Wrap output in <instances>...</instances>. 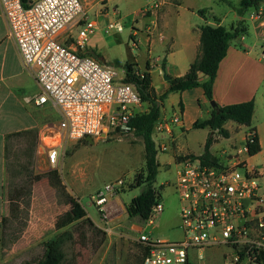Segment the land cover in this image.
Instances as JSON below:
<instances>
[{
    "label": "built area",
    "instance_id": "obj_1",
    "mask_svg": "<svg viewBox=\"0 0 264 264\" xmlns=\"http://www.w3.org/2000/svg\"><path fill=\"white\" fill-rule=\"evenodd\" d=\"M160 3L152 2L141 12L157 15ZM1 14L9 37L17 45L24 66L35 73L40 92L28 102L38 106L51 104L60 120L40 136L38 154L55 167L60 151L73 142L111 134L135 135L132 125L137 114L146 112L141 95L127 82V69L81 54V50L99 29L82 0H32L29 8L22 0H0ZM259 23L264 40V8L249 15ZM79 28L77 35L73 29ZM108 30L123 31L121 21H112ZM140 76L142 72H137ZM182 123L181 113L158 121L154 139L158 151L168 150L171 126ZM103 135H106L103 137ZM234 161L203 162L200 157L186 156L179 164L175 183L183 236L174 241L153 239L148 228L164 212L161 200L146 227L134 228L138 241L146 249L142 264H194L192 253L200 264H206L204 252L225 246L221 264H264V182L260 168L250 165L242 155L249 154L248 140ZM118 180L104 186L93 202L101 213L105 230L111 228L112 212L108 204L124 188ZM215 264V263H210Z\"/></svg>",
    "mask_w": 264,
    "mask_h": 264
},
{
    "label": "crops",
    "instance_id": "obj_2",
    "mask_svg": "<svg viewBox=\"0 0 264 264\" xmlns=\"http://www.w3.org/2000/svg\"><path fill=\"white\" fill-rule=\"evenodd\" d=\"M82 2L89 14L95 16L99 29L80 51L81 54L94 56L108 63L104 51L106 39L100 32L102 26L107 28L109 22L131 19L134 55L126 62L136 63L137 69L141 72L149 71L157 95L168 91L171 78L185 76L191 64L199 57L203 26H222L229 29L243 22L244 34L231 41L227 55L220 63L214 83L213 100L219 107L254 100L255 113L252 125H241L229 120L224 125L228 131L227 136L210 127L196 128V124H201L211 117L214 109L211 104L213 100L206 96L202 87L170 93L162 102L159 121L170 119L174 113H181L182 123L171 126L170 137L166 140L175 149L174 161H181L186 156L200 157L202 154L181 153L178 139L192 130L208 128L211 131H207L202 147L205 150L207 140L211 136L210 151L217 162L234 161L238 151L247 143L252 129H255L259 137L261 151L254 156L247 154L242 157L250 161L264 153V40L259 33L258 21L241 14L240 7L234 10L231 17L226 15L224 18H217L205 9L185 6L184 0H82ZM152 2L160 3L157 15L148 13L144 16L141 11ZM136 51L142 55L136 54ZM200 79L205 81L207 76L201 74ZM159 80L161 90L156 88ZM39 92L40 87L35 73L24 66L17 45L8 35L0 9V255L3 257L8 241L5 228L9 226L15 217V211L19 209L17 203L10 200L6 187L12 141L28 140L33 152L36 151L37 161L47 164L46 157L37 152L40 143L38 130L42 127L41 134L45 128L52 127L54 124L49 123H52L53 115H58L60 120V113L55 106L51 104L38 106L27 101V98H32ZM167 101L168 106L173 108V114L167 111L165 103ZM148 110L149 106L146 112ZM160 136V133L153 132L154 139ZM223 139L226 141L225 146L221 151H216V147ZM258 168L263 174L264 182V166ZM108 208L114 212H123V207L114 198L108 204Z\"/></svg>",
    "mask_w": 264,
    "mask_h": 264
},
{
    "label": "rangeland",
    "instance_id": "obj_3",
    "mask_svg": "<svg viewBox=\"0 0 264 264\" xmlns=\"http://www.w3.org/2000/svg\"><path fill=\"white\" fill-rule=\"evenodd\" d=\"M240 2L241 0H184V5L205 9L217 18H224L226 15L231 17L234 10L240 7ZM262 7L264 8V3ZM256 11L255 7H250L242 14L249 17ZM90 17L96 19L93 15ZM130 20L122 21L124 29L121 32L108 30L105 26H102L100 31L106 39L104 51L107 62L119 68L134 55L131 37L133 27ZM79 30L75 28L72 33L77 35ZM136 54L142 55L139 51ZM159 82L160 80L156 88L161 90ZM165 103L168 113L173 114V108L168 106L169 102ZM148 106L147 103L144 104L146 109ZM58 120V115H53L52 123L49 121V125L55 126ZM41 128L38 130L40 136L43 134H40ZM45 130L48 132V128ZM207 131L210 132L211 129H197L181 135L178 139L180 152L203 154L205 150L202 142ZM94 141L92 144L85 139L66 145L60 151L55 167L37 161L36 151L33 152L28 140L12 141L6 180L8 196L10 198L15 191L28 187H31V195L28 196L26 192L24 199L17 202L19 209L9 226L5 228L8 241L4 257L0 255V264H33L44 255L43 243L57 239L62 241L64 264H142L146 249L138 241V233L134 228L146 226L139 220L131 219L126 208L144 189L131 187L135 175L145 168L143 141L135 135L121 137L116 134ZM220 143L216 151H221L226 141L223 139ZM174 152L175 149L169 142L167 151H158L159 168L154 185L161 193L164 212L156 219L154 226L148 228V234L153 239L174 241L183 236L179 227L180 203L175 189L181 165L180 161H174ZM263 157L264 153L252 158L249 161L250 165L264 166ZM31 174L42 175L43 178L31 185L29 183ZM120 179L125 185L114 199L123 207V212L111 213L110 225L113 230L109 233L105 230L93 196L105 185ZM69 195L82 204L86 216L62 229H57L58 220L63 219L65 214L71 211V205L68 204ZM227 250L225 246L208 249L204 252L203 261L206 264H221L222 254ZM200 253L199 251L192 253L194 264H200L197 259Z\"/></svg>",
    "mask_w": 264,
    "mask_h": 264
},
{
    "label": "trees",
    "instance_id": "obj_4",
    "mask_svg": "<svg viewBox=\"0 0 264 264\" xmlns=\"http://www.w3.org/2000/svg\"><path fill=\"white\" fill-rule=\"evenodd\" d=\"M22 3L24 7L29 8L32 0H22ZM263 3L264 0H241L239 12L242 14L244 10L250 7L257 9ZM201 30V53L199 57L191 64L185 76L170 79V87L162 95L156 94L152 86L151 74L148 70L142 72L140 76L137 74L139 70L136 63L126 62L123 65L127 69L126 81L135 84L142 101L149 105L147 112L137 114L132 121V125L136 128L135 136L141 138L144 144L145 168L141 173L135 175L134 183L131 185L132 188L144 187L141 194L134 197L126 208L127 214L131 219H138L144 223L152 217L154 206L161 200V193L154 185L158 174L159 162L153 132L155 125L161 118L162 102L172 92H183L196 87H202L206 96L213 100L214 83L219 72L220 63L226 57L231 41L245 32L243 22H240L237 27L229 29L222 26L205 25ZM201 74L207 76V80L201 81ZM254 113V100L223 107L217 106L213 109L211 117L207 121L196 124L195 127H210L212 130H218L222 135L227 136L228 131L224 128L227 121L232 120L241 125L251 126ZM251 133H254V135L248 140V149L249 155L254 156L261 151V145L255 129H252ZM211 143L212 138L210 136L207 140L205 151L200 158L203 162L217 164V159L210 151ZM42 178V175L31 174L29 183L33 185L34 182L40 181ZM26 192L30 196L31 187L15 191L10 196V200L19 203L27 195L25 194ZM68 204L71 205V211L67 212L63 219L58 220L57 229H62L86 216L82 204L72 195L68 196ZM43 244L44 255L33 264H64L65 255L61 249L62 241L60 239L49 240Z\"/></svg>",
    "mask_w": 264,
    "mask_h": 264
},
{
    "label": "water",
    "instance_id": "obj_5",
    "mask_svg": "<svg viewBox=\"0 0 264 264\" xmlns=\"http://www.w3.org/2000/svg\"><path fill=\"white\" fill-rule=\"evenodd\" d=\"M167 79H169L168 77H167ZM211 104H212V106L214 107V108H216L218 105H217V103L213 100V101H211ZM106 135H103V137H105ZM86 140L88 141V142H90V143H94L95 141H94V139L92 138V137H87L86 138Z\"/></svg>",
    "mask_w": 264,
    "mask_h": 264
}]
</instances>
